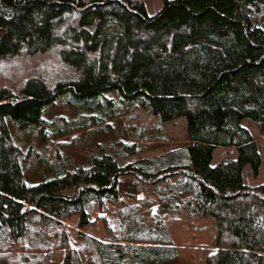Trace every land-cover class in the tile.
<instances>
[{"label": "trees", "instance_id": "1", "mask_svg": "<svg viewBox=\"0 0 264 264\" xmlns=\"http://www.w3.org/2000/svg\"><path fill=\"white\" fill-rule=\"evenodd\" d=\"M62 96L112 117L142 104L161 127L185 118L188 143L123 164L147 138L119 129L29 184L7 118L43 124ZM217 148L236 159L213 164ZM263 163L264 0H162L153 15L146 0H0V264H167L201 220L202 264H264V183L245 182Z\"/></svg>", "mask_w": 264, "mask_h": 264}, {"label": "rangeland", "instance_id": "2", "mask_svg": "<svg viewBox=\"0 0 264 264\" xmlns=\"http://www.w3.org/2000/svg\"><path fill=\"white\" fill-rule=\"evenodd\" d=\"M146 6L149 14L153 15L161 8L162 0H146ZM27 68H29L28 63ZM27 68L21 67L20 71L23 72ZM9 71L13 72L14 69H9ZM106 97L119 100L120 95L117 94L116 90H113L107 92ZM66 98L64 96L59 97L55 105L45 111L42 117L43 124L36 123L30 129L17 130L13 126L11 118H7L11 134L19 142L24 154L27 156V158H24L26 167L24 180L29 184H38L42 181V177L47 171L40 163L44 160H47L48 163H53L55 153H59L63 158L62 160H66L75 166L87 163L89 153L97 145L117 138L116 135L119 129H122L124 136H127L125 133L136 127V130L143 132L147 138L146 141H139L140 144L147 147L146 151L124 160L123 164L138 158L153 159L166 152L184 147L188 143L187 120L185 118L167 122L161 127L158 126L157 117L144 110L142 104H139V108H135V112H133V103H122L121 106L124 109L120 112L121 115L112 117L114 105L110 103L107 104V107L112 111L106 114L101 112V114L98 111L99 107L93 105L88 107V105L74 104L72 102L66 103V101H69ZM138 99L142 100L143 98L138 97ZM116 112L118 111L116 110ZM101 119L105 120V124L109 125V128L100 129L94 127V124ZM245 122V126H253L248 121ZM254 135L256 140L262 139L257 129L254 130ZM230 153H227L228 157L231 156L229 155ZM216 154V162L224 157L222 152H217ZM213 164H216L215 161ZM262 166V169L260 168L259 172L254 174L256 178L249 176L253 172L250 167H246L245 182L247 184L252 186L263 184L264 163ZM141 195L144 196L143 193ZM185 221L186 219L183 222ZM211 222H213L212 219ZM199 226L204 227L202 229L203 233L196 230L197 227L191 228L188 226L190 228L185 230V238L179 237V241L180 243H185L186 240L191 241H188L185 245L178 244L179 258L167 264H202L201 261L206 256L207 251H203L200 248L196 251L198 249L197 246L190 243L196 241L208 244L210 236L213 235V230H208L207 227L210 224L207 220L199 221ZM210 232L211 235H209Z\"/></svg>", "mask_w": 264, "mask_h": 264}, {"label": "crops", "instance_id": "3", "mask_svg": "<svg viewBox=\"0 0 264 264\" xmlns=\"http://www.w3.org/2000/svg\"><path fill=\"white\" fill-rule=\"evenodd\" d=\"M246 123V122H245ZM246 127H248L249 129H250V131H251V133H253V135H254V130H256L253 126H250V125H246ZM255 136V135H254ZM262 138V137H261ZM257 142H258V144L259 145H261V142H263V138L262 139H260V140H257ZM219 153V152H222L223 153V155L222 156H224V157H222L221 159H219V160H217V162H216V153ZM229 152H231L229 155H231L230 157H228V155H227V153H229ZM233 155V156H232ZM236 157H237V151H236V149H233V148H217L216 150H215V152H214V161H215V163H218L219 161H221V160H225V159H236ZM262 168H263V166H262ZM261 168V169H262ZM247 169V168H246ZM248 172L249 173H251L249 170H248ZM251 178H256V175H254V174H251V175H249ZM249 183H251V182H249ZM264 183V182H263Z\"/></svg>", "mask_w": 264, "mask_h": 264}]
</instances>
